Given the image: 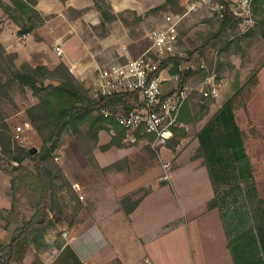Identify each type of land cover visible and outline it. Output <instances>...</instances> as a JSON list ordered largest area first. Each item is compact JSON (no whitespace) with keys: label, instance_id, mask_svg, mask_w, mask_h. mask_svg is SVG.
Masks as SVG:
<instances>
[{"label":"crops","instance_id":"crops-1","mask_svg":"<svg viewBox=\"0 0 264 264\" xmlns=\"http://www.w3.org/2000/svg\"><path fill=\"white\" fill-rule=\"evenodd\" d=\"M37 1V9L47 19L32 33L24 35L20 44L22 51L15 52L19 53L22 61L34 66L54 68L61 63L67 67L72 66L76 78L86 87L93 84L99 69L116 59L133 58V51H139L140 42L144 38L150 39L151 31H146L141 38H134L132 27L121 20L108 24L104 33L100 28V13L94 7L93 0ZM165 1L108 0L115 13L131 11L143 18ZM78 12L83 13L79 16ZM148 21L150 18L142 22L143 28ZM136 31H140V26ZM5 32L6 30L3 33ZM1 42L4 41L1 39ZM58 42L63 43L62 57L55 53L54 47ZM171 68L172 65L161 70L163 92L166 95L172 93H166L169 88L179 86V75L172 74ZM256 79L257 82L251 88L235 83L226 98L222 97V89L217 98H205L206 103L207 100L212 101L203 116L196 118L201 119L197 123L191 122L190 119L193 118L190 116L186 117L187 122H180V129L186 136L177 135L181 138L180 141H168L167 145L159 149L162 162H170L172 165L170 181L162 179V165V182H158L156 177H148L149 171H140L132 159L136 156V149L133 147H112L106 151L94 152L95 163L101 170L116 162L129 160L128 166L122 165L115 173L107 171L106 178L98 179L96 168L92 167L78 143L61 145L56 153L62 162L59 165L72 184L77 195L74 203L78 204L76 212L69 213L68 218L69 250L82 264H137L144 257H150L154 264H236L231 241L240 232L238 233L236 226L227 228L218 208L209 209V203L216 193L205 160L196 157L199 149L197 135L223 105L237 94L236 121L252 164L257 194L264 201V66ZM186 80L187 76L184 85ZM239 107L243 109L244 123L239 118ZM25 126L24 134L35 138L37 132L30 125ZM84 126L85 131L89 130L88 124ZM107 132L102 130L99 134L102 145L108 144L112 139L113 134L103 136ZM114 149L121 151L122 157L112 163H101L102 155ZM1 174L2 171L0 176ZM4 176V181H0L7 185L8 175ZM161 183L164 185H160ZM76 184L83 188L81 194L84 204L77 200L79 196L74 189ZM139 190H144L146 194L137 198L134 194ZM154 193H158L159 199L155 205L150 201ZM128 195L141 199V202L127 215L122 210L120 201ZM2 205L5 203L0 199V209ZM66 228L67 226L59 223L57 230L53 232L60 233L66 231ZM51 238V235L48 236V241ZM62 255L53 264H62L59 261L63 259ZM27 262L28 259L24 264Z\"/></svg>","mask_w":264,"mask_h":264},{"label":"trees","instance_id":"trees-1","mask_svg":"<svg viewBox=\"0 0 264 264\" xmlns=\"http://www.w3.org/2000/svg\"><path fill=\"white\" fill-rule=\"evenodd\" d=\"M180 1L166 0L163 5L149 11L146 17L158 11L163 12L170 5L179 4ZM93 2L100 13V28L104 33L107 25L117 20L129 26L128 20L124 17L127 13L133 14L139 22L144 20L131 11L115 13L107 0ZM37 4V0H0V9L18 27V34L23 36L42 26L47 19L37 9ZM263 6L264 0H254L253 12L258 13L264 34ZM82 13L78 12V15L81 16ZM220 24V29L211 33L186 59L173 57L160 61V70L172 65L171 73L179 75V88L184 86L187 76L188 69L185 66L192 63L194 56L205 55L212 46L229 44L231 35L237 32L240 26L239 20L230 12ZM2 31L0 20V35ZM249 34L251 33L247 35ZM236 44L240 45L239 42ZM16 59L17 54L7 53L0 40V105L2 99L10 97L14 85L23 90L30 89L38 101L27 109V116L29 123L40 136L42 146L37 153L32 154L31 148L15 144L13 135L6 132L9 131V125L0 110V162L17 163L14 170L21 171L11 180V195L14 201L10 213L15 214L17 210L15 188L22 177V171H28L26 167L22 168L26 161L33 163L41 182V191L37 198L30 200L33 211L30 218H17L5 210L0 213L6 224L15 222L10 240L0 238V264H23L31 247L39 251L40 255L55 248L47 239L50 231L57 230L53 215L62 211L58 204L59 196L55 182L61 178L65 186L72 188L64 175L55 174V170L50 169V161L60 149L64 133L69 132L75 137L84 155L93 163L97 148L106 151L112 147L126 146L124 143L126 130L114 117H106L102 111L109 110L115 113L122 107L131 111L140 105L136 93L124 92L110 97H93L88 87L71 74L64 63L54 68L45 65L33 67L29 63H24L18 68L15 64ZM236 99L237 94L230 98L199 131L197 135L199 149L196 157L205 160L216 193L209 203V209L218 208L222 212L227 228L236 226L238 233L240 232L231 241V251L236 264H264V201L257 194L252 164L244 146L242 131L236 121ZM211 101L199 106V110H193L186 102L180 114V122H187L186 117L189 116L193 118L190 119L191 122L200 121L201 119L196 118L203 116ZM85 124L89 125L87 132L81 129ZM102 130L114 133L108 144L100 146L99 134ZM174 133L186 136L180 128H174ZM147 138L153 142L156 136L147 135ZM125 161L116 162L102 171H118ZM140 202L141 199H133V195H128L120 201L122 210L127 215L131 214ZM68 251L71 252L69 246L61 251L58 258ZM75 258L74 262L82 264L76 255Z\"/></svg>","mask_w":264,"mask_h":264},{"label":"rangeland","instance_id":"rangeland-1","mask_svg":"<svg viewBox=\"0 0 264 264\" xmlns=\"http://www.w3.org/2000/svg\"><path fill=\"white\" fill-rule=\"evenodd\" d=\"M184 3L185 0L183 2L180 1L179 4L170 5L169 8L163 12L158 11L147 17L145 16L142 22H144L146 18L147 19L150 18V21L146 22L144 28L142 27L143 25H141L142 22L137 21L136 17L133 14L127 13L124 17L128 20V25L132 27V31L134 32L132 36L134 38L137 37L141 38L142 35L146 34V31L153 30L157 26V24L161 22L162 20L161 18L164 13H169V12L183 13ZM254 16L258 22L257 27L254 30H250L246 32L245 29L240 25L237 32L231 35L229 44L226 45L219 44L216 46H212L207 50L205 55L197 54L191 60L192 63L189 66H193L194 68L188 69L187 80L185 85L193 88L194 90L188 100V103H190L193 110L194 109L199 110V106L206 103V101L204 102V99L202 97L203 95L201 93V90L206 86L204 82L206 81L207 77L210 75H214L218 87L220 88V90L222 89L223 95L222 94L221 95L222 97L225 98H226V94H228L229 89L232 88L235 83H239V86L243 85L242 87L245 86L251 88L257 82L256 76H258L259 71L264 66V34L262 32V25L260 23V18L258 16V13L254 12ZM0 20L3 27V31L0 35V40L2 39L4 41L3 43L2 42L1 43L3 44L7 53L17 54V59L15 61V64L18 68H20L24 63H28L22 61L19 56V53L15 52L20 50L22 51L21 48L22 46L20 44L22 43V38L24 37V35L20 36L18 34V27L4 15L1 9H0ZM220 22L221 21L217 19L209 18L207 16L193 15L192 17L187 18L182 24L180 30L179 44H180V50L182 56H178V57L186 59L189 56V53H191L199 46H201L205 41V39L211 33L217 32L220 29L221 26ZM139 26H140V31L137 32L136 28ZM4 30H6L5 34L3 33ZM248 33L251 34L247 35ZM238 42L240 44L239 46H237L236 44ZM150 46H151V40L149 38H144V40L140 42V44L138 45L139 51L137 52L133 51L134 52L133 58L142 55L147 49H149ZM203 62L205 63L206 68L201 69L200 66ZM32 66L35 67L34 65ZM177 83H179V80H177ZM92 87L93 84H91L88 87V89L90 90V94ZM174 89L175 88L171 87L166 93L171 92ZM37 101H38L37 98L33 95L30 89L25 88L23 90L18 85H14L11 88L10 97L2 99V104L0 105L2 116L4 117L6 123H8L9 125V131H6L7 133L13 135L14 137L16 128L18 126L23 127L28 124L30 125V127H32L28 120L27 109L32 105L36 104ZM208 101L210 100H207V102ZM120 109L124 110L125 108L122 107ZM238 113H239V118L242 121L244 119L243 109L239 107ZM242 122L244 123V120ZM32 129L35 130L33 127ZM81 129L83 132L88 131V130L85 131V126H83ZM107 133L103 134V136L104 137L107 135L112 136L114 131L113 132L108 131ZM132 135L137 137V141L135 142L131 141ZM155 140L156 139H154L153 142H150L147 138V134H142L140 132L129 133L126 131V138L124 139V143L126 147L128 148L133 147L136 149L135 150L136 156H134L132 159L135 160L140 171L147 170L149 171V174H147L148 177L150 176L156 177L155 179L158 182L159 181L162 182L161 181L162 171L160 169V166L163 165L161 163H165V162H162L161 159L162 156L159 154V149L161 148V146H165V145L156 144ZM101 141L102 138L99 140L100 145H102ZM13 142L23 147L36 148L38 151L41 149L42 146V140L38 135V133L35 136V138H32L31 136L28 137L27 134H24V141L17 142L15 140ZM69 142H71L73 145L78 143V141L75 139L74 136H72L71 133L66 132V134L63 135L61 145H64L65 143H69ZM78 147L81 149L79 144ZM96 151L99 152L102 150L97 148L95 152ZM121 157H122V152L119 151L118 149H114L106 154H103L102 158H100V162L112 163L119 160ZM56 158H58L57 154H55V158L50 161L51 164L49 163L51 167L50 165L48 166L50 167V169L55 170L54 171L55 174L61 173L62 175H64L66 180L71 184L68 177L65 175L63 169L59 165V163L62 164V162L60 160H57ZM90 164L92 165V167L96 168L95 174L98 179L106 178L107 172H104L101 169H99L95 161L93 163L90 162ZM17 165H18L17 163L0 162V171H2L3 173L1 174L2 176H0V179L4 181L5 179L4 175H8V179H9L7 185L5 182L3 183L0 181V199H3L5 203L4 205L5 207L3 205L1 206L2 209H0V213L3 210H5L8 211L11 216L14 215V217L17 218L19 217L30 218L33 214L30 205V200L38 197L39 192L41 191V182L40 179L38 178L33 163L31 161H26L22 166V168L24 169L26 167L28 171L25 172L22 171V177L17 187L15 188V195L17 197L15 204L17 210L15 214L10 213L14 201L13 195H11L12 194L11 180L14 176L18 175L21 172L19 170L17 171L14 170V168L17 167ZM122 165L128 166L129 160L122 162ZM111 172L115 173V171H111ZM55 183H56V192L58 193L59 196L58 204L60 206L59 205L58 206L61 208L62 211L59 214L58 212L55 213L53 217L57 225L60 223L67 226L66 231H68L70 226V221L68 219L69 213L74 214L76 212V209L78 208V204L74 203V200L77 197V195L75 194L73 187L70 189L69 187L64 185V182L61 178H58ZM167 184L170 183L167 182ZM160 185H164V184L161 183ZM145 194L146 193L144 190H139L134 194V196L139 198L144 196ZM152 197L153 198H151L150 201L154 202L155 205L159 201L158 193H154ZM77 200L81 204L82 203L84 204V200H81L79 197ZM0 227L2 228V231L0 228V231L2 233V238L5 241H9L15 227V222L12 221L10 224H6L2 220L0 214ZM62 233L63 231L60 233L57 232L54 233L50 231L48 236L50 235L52 236L50 241L51 243H53L55 248H53L51 251L45 254L41 253L40 255V253H38L39 251H36L35 248L31 247L26 256V259H28L29 262L25 264H45L46 260L53 256H56L55 261H57L61 252L59 251L60 248L54 241V237L58 236L57 241L59 242V245H63L65 243V240L61 238ZM127 245L128 244L126 243V246ZM62 258H63L62 260L59 259L60 263L62 261V264H78L77 262H74V260L76 259L75 255L69 251L64 253L62 255Z\"/></svg>","mask_w":264,"mask_h":264},{"label":"built area","instance_id":"built-area-1","mask_svg":"<svg viewBox=\"0 0 264 264\" xmlns=\"http://www.w3.org/2000/svg\"><path fill=\"white\" fill-rule=\"evenodd\" d=\"M253 2L254 0H188L184 4L183 13H164L161 22L150 32L149 49L136 58L116 60L99 69L91 90V95L95 98L110 97L124 92L136 93L140 105L131 111L119 108L115 113L109 110H103L102 113L106 117H114L115 121L129 133L155 135L156 144L166 145L168 141H180L181 138L174 133V128L181 126L182 108L194 90L184 85L181 88L176 87V91L170 95L164 94L160 61L182 56L179 44L181 26L193 15L223 21L230 12L239 20L246 32L254 30L258 22L254 16ZM54 49L58 57L64 55L62 42H58ZM189 68L194 67L186 66V69ZM200 68H206L204 62ZM68 70L75 75L74 67L70 66ZM204 84L206 86L201 90L202 95L205 98H217L220 88L214 75L208 76ZM24 127L26 126L16 128L14 139L17 142L24 141ZM131 141H137V137L132 135ZM162 167L164 171L162 179L170 181L171 163H163ZM74 189L83 200L81 194L83 188L76 184ZM57 237H54V241L61 252L69 246V235L67 231H63L61 236L65 240L63 245H59ZM55 259L56 256L50 257L45 264H53ZM137 264L154 262L150 257H144Z\"/></svg>","mask_w":264,"mask_h":264},{"label":"water","instance_id":"water-1","mask_svg":"<svg viewBox=\"0 0 264 264\" xmlns=\"http://www.w3.org/2000/svg\"><path fill=\"white\" fill-rule=\"evenodd\" d=\"M38 152V150L36 149V148H31V153L32 154H35V153H37Z\"/></svg>","mask_w":264,"mask_h":264}]
</instances>
